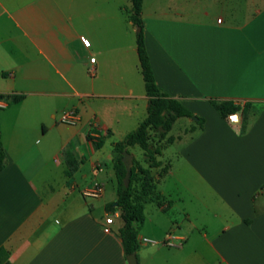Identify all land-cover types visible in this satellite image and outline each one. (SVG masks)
<instances>
[{"label": "crops", "instance_id": "obj_1", "mask_svg": "<svg viewBox=\"0 0 264 264\" xmlns=\"http://www.w3.org/2000/svg\"><path fill=\"white\" fill-rule=\"evenodd\" d=\"M170 10L143 2L155 81L205 124L154 143L169 168L151 169L155 197L133 223L138 263L264 264V0ZM130 13L131 0H0V96L22 97L0 109V249L10 264H129L122 212L108 214L104 199L111 181L117 200L114 144L149 108ZM211 99L252 103L245 132ZM70 109L76 126L60 121ZM176 142V160L162 159ZM129 153L150 167L144 152ZM110 165L114 180L104 178ZM96 183L103 192L90 203L81 191Z\"/></svg>", "mask_w": 264, "mask_h": 264}, {"label": "trees", "instance_id": "obj_2", "mask_svg": "<svg viewBox=\"0 0 264 264\" xmlns=\"http://www.w3.org/2000/svg\"><path fill=\"white\" fill-rule=\"evenodd\" d=\"M144 0H131L130 20L134 25L139 26L140 32H137V52L140 62L141 73L143 76L145 91L149 97V108L145 120L132 132H130L122 141L114 144V151L118 154L115 161V175L117 179V207L120 208L125 224L120 229L119 237L122 240V246L125 256L133 253L137 254L139 243L137 234L134 230L135 221L142 222L144 219V204L148 199L155 197L156 177L151 173L153 168H162L163 176L167 173L169 166L162 167V162L157 160L162 155V147L152 144L150 134L154 130H161V139L172 130L176 121L180 118H197L190 132L203 130L205 120L196 116L183 103L177 99L170 98L156 84L152 71L150 59L145 46L144 26L142 19ZM22 97L0 96V99L17 102ZM211 106L223 119H228L230 115L239 114L243 120V130L246 129V121L249 110L253 108L252 103L239 104L234 101L209 100ZM169 141H173L170 138ZM140 148L150 162V167L145 168L134 161L129 186L124 184L126 168L122 162L123 153L129 152V149ZM6 155L3 144L0 139V169L6 165ZM115 203L108 204L106 211L111 214L115 210ZM9 252L4 248L0 249V264L9 263Z\"/></svg>", "mask_w": 264, "mask_h": 264}, {"label": "rangeland", "instance_id": "obj_3", "mask_svg": "<svg viewBox=\"0 0 264 264\" xmlns=\"http://www.w3.org/2000/svg\"><path fill=\"white\" fill-rule=\"evenodd\" d=\"M191 1L196 2V3L198 2V0H191ZM154 6L155 7L159 6V7H163V8L171 7L172 10H170V12H173L174 8L183 9V7L185 6V0H145L146 12H151L152 9L154 8ZM137 30H138L137 25L132 26V31L135 35L137 34ZM191 120H193V118ZM191 120L188 118L178 119L169 135L176 137L180 134H183L184 128L186 126L190 127V125L194 124L193 122H191ZM161 133H162L161 130H154L151 132L150 139H151L153 145L156 141H158V138L160 137ZM182 145H183V143H181V142H176V143L170 145L169 148L166 149V151L164 153L165 155H164V157H162V159H164V160H168V159L176 160L177 152L179 151V149ZM133 152L136 155V158L138 160L143 159V152L140 148H138V147L133 148ZM159 173H162V171H160ZM107 176H109V178L112 177L113 180L115 179L114 172H113L111 165L109 166L108 172L106 173L104 178L107 179ZM114 184H113V182L109 181V184L107 186V191H106V196H105L104 201L108 204L116 203V192H115V185ZM87 200L90 203H96V201L98 199H87ZM107 216L113 217V215H107Z\"/></svg>", "mask_w": 264, "mask_h": 264}, {"label": "built area", "instance_id": "obj_4", "mask_svg": "<svg viewBox=\"0 0 264 264\" xmlns=\"http://www.w3.org/2000/svg\"><path fill=\"white\" fill-rule=\"evenodd\" d=\"M92 62H94V59H92ZM4 107L5 105L2 103V100L0 99V109ZM228 120L230 123L238 124L239 116L237 114L230 115ZM60 121L65 125L76 126L80 121L79 114L75 109L66 110L61 114ZM102 192L103 189L101 185L96 183L90 188L83 189L81 191V194L85 199H99L102 195ZM113 223H114V218L112 216H107L103 224V231L105 233H111ZM169 240H172V238H169Z\"/></svg>", "mask_w": 264, "mask_h": 264}, {"label": "water", "instance_id": "obj_5", "mask_svg": "<svg viewBox=\"0 0 264 264\" xmlns=\"http://www.w3.org/2000/svg\"><path fill=\"white\" fill-rule=\"evenodd\" d=\"M137 29H138L137 32H140V28L138 26ZM193 120L196 121L197 118H193ZM122 162L126 168V176L124 178V184L126 187H128L130 183L132 168L134 166V156L131 153L125 151L123 153ZM115 206H117V203H115ZM127 261L129 264H139L137 255L135 253L127 256Z\"/></svg>", "mask_w": 264, "mask_h": 264}]
</instances>
